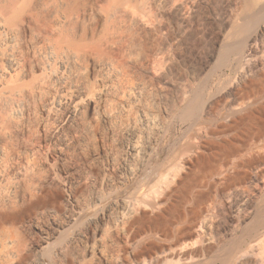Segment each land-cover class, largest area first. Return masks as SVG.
Here are the masks:
<instances>
[{
    "label": "bare ground",
    "instance_id": "obj_1",
    "mask_svg": "<svg viewBox=\"0 0 264 264\" xmlns=\"http://www.w3.org/2000/svg\"><path fill=\"white\" fill-rule=\"evenodd\" d=\"M207 3L0 0V264H264V0L192 72Z\"/></svg>",
    "mask_w": 264,
    "mask_h": 264
},
{
    "label": "rangeland",
    "instance_id": "obj_2",
    "mask_svg": "<svg viewBox=\"0 0 264 264\" xmlns=\"http://www.w3.org/2000/svg\"><path fill=\"white\" fill-rule=\"evenodd\" d=\"M224 4L226 6V0H210V4L209 3L204 4L202 6L201 10H200V8L198 9L199 17H202L203 23H204L203 27H202L203 28L202 30L204 31V36H203L204 38L203 37L197 38V33H195V31H194L184 41L183 47H182L183 48L182 53L186 55L185 60H183V64H186V65L190 66L191 68H193L194 70L192 69V72H195V71L200 69L203 60L206 59V57H208L210 55L211 50L213 49V45L215 42L214 41L215 40V31H216L219 24L217 21H213V19L211 20L210 17H213L214 15H216L218 11H219V13H222L224 8H225ZM215 12H216V14H215ZM209 14H211V15H209ZM204 15H206V17ZM189 57H191L192 59ZM262 178H264V176L259 177V180L256 183V188H260V187L262 188L263 187L264 179H262ZM250 185H254V183L250 182ZM217 197H216L217 198V206L214 210V214L217 218L220 219V221H219L220 223H217V225H216L217 228L220 227L219 228V230H220L223 228V222L226 221L225 219L227 217V214H226L227 210L225 209V206L222 203L223 197L222 196H217ZM221 218H222V220H221ZM221 221H222V223H221ZM220 224L222 225V227Z\"/></svg>",
    "mask_w": 264,
    "mask_h": 264
}]
</instances>
